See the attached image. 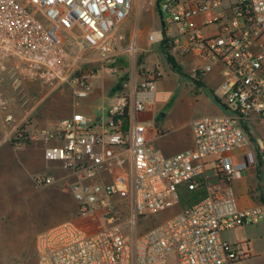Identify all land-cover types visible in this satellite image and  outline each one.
<instances>
[{
    "label": "built area",
    "instance_id": "built-area-1",
    "mask_svg": "<svg viewBox=\"0 0 264 264\" xmlns=\"http://www.w3.org/2000/svg\"><path fill=\"white\" fill-rule=\"evenodd\" d=\"M133 4L134 0H0V66L12 60L44 81L68 85L76 105L91 93L95 74L83 70L82 64L96 61L120 73L118 63L129 54L128 81L105 109L107 119L74 113L50 129H22L11 140L14 148L41 143L44 158L59 162L67 175L38 176L35 182L48 186L66 181L77 216L90 219L87 226L66 221L43 232L38 264L243 261L249 257V245L231 243L224 233L264 221V192L259 193L261 203L242 209L232 187L249 166L264 176V0L156 1L159 25L149 32V45L190 57L194 81L218 66L225 109L222 115L194 120L193 148L170 157L155 151L143 118L170 98L158 87L163 70L140 66L137 42L124 49L114 37ZM235 152L242 155L241 162H234ZM126 160L132 168L129 233L118 223L115 197L120 186L103 179ZM181 185L191 191L202 186L206 195L144 233H134L139 218L179 204Z\"/></svg>",
    "mask_w": 264,
    "mask_h": 264
},
{
    "label": "rangeland",
    "instance_id": "rangeland-1",
    "mask_svg": "<svg viewBox=\"0 0 264 264\" xmlns=\"http://www.w3.org/2000/svg\"><path fill=\"white\" fill-rule=\"evenodd\" d=\"M156 1L134 0L130 15L117 26L114 37L119 39L120 46L124 49L134 41L137 42V63L146 69H151L145 62L148 55H155V62L157 59L164 65L169 64L162 68L158 87L171 91L172 95L162 109L159 123L167 124V137L176 135L187 141L190 121L209 112L205 97L219 102L223 101V95L218 81L210 85H206L202 79L194 81L190 72L185 71L191 63L184 61L182 64L180 54L169 53L177 67L183 70L181 72L172 69L166 54L157 45H149L148 34L159 25ZM141 39L146 42L144 47ZM122 60L126 65L120 63V67L126 68L129 65V54H124ZM122 76V73H113L107 67L93 75L91 93L87 98L79 100L81 106L91 108L86 114L89 118L95 116L100 118L99 121L106 118L102 108L109 107L115 95L120 93L117 89L114 94L105 98L92 96L93 93L96 94L93 80L96 83V80L104 78L117 82V78ZM67 104L76 105L68 85L57 86L54 82L44 81L33 75L31 71H21L12 60L0 66V264H38V238L43 232L66 221L81 226H87L90 221L77 216L75 201L66 181L48 186H39L35 182L36 177L43 175L58 179L65 177L67 171L60 163L48 162L43 155L50 169L46 164V169L41 170L28 152V144L37 143H26L15 150L12 148L11 140L20 130L45 127L46 117L50 113L56 112L58 117H66L64 115L69 111ZM258 143L263 147L262 138ZM176 144L174 140L169 147L162 148L159 140L153 141L154 148L162 153L175 150ZM39 145L44 148L41 143ZM131 177L129 160H126L122 168L114 169L111 174H104L103 177L105 182H117L120 186V193L115 197L120 212L118 223L128 233L131 232L128 220L133 202ZM233 187L237 194L241 192L238 185L234 184ZM178 193L180 203L177 206L162 213L139 218L133 232L142 234L201 198L199 191H189L185 185L179 187ZM224 236L226 240L242 248L249 245L251 251L247 259L232 264H264V221L227 231Z\"/></svg>",
    "mask_w": 264,
    "mask_h": 264
},
{
    "label": "crops",
    "instance_id": "crops-1",
    "mask_svg": "<svg viewBox=\"0 0 264 264\" xmlns=\"http://www.w3.org/2000/svg\"><path fill=\"white\" fill-rule=\"evenodd\" d=\"M145 44H146L145 40L141 39L142 47H144ZM154 56L148 55L146 57V61H145V62H147L146 63L147 66H149L151 69H153L155 66H159L161 68H164L165 66L169 65V64L164 65L163 62H160V60H157L156 57H155V59H156V62H155V60L153 58ZM184 61L189 62V64L191 63L185 69V71H188L191 73L192 67H193L191 58L188 56H182L181 63L183 64ZM104 68H106V67H103L100 62H96V61L91 62V63L82 64L83 70L95 71V74L100 73L101 71L104 70ZM120 68L123 69V70H120L121 71L120 73H122L123 76L120 77L119 79L117 78V82H114L113 80H110V79H104V78L96 80V83H95V80H93L92 85L96 86V94L97 95L95 93H93L92 96L105 98L106 96H110L111 94H114L117 89L120 91L123 83L128 81V78L126 76V74H127L126 68H122V67H120ZM172 69L175 70L174 68H172ZM21 71H28V70L21 68ZM121 78H123L124 80L123 79L120 80ZM202 81L204 83H206V85H210L213 82L218 81V85H220L221 84V75H220L219 67L216 66L211 73L207 74L206 76H204L202 78ZM202 85L204 87V84H202ZM161 91L168 92L170 94V98H171V95H172L171 91H169V90H161ZM205 98H206L205 104L207 105L209 112L207 114H203L201 116H204V115H222L225 113V109L222 107L220 101L219 102H213L208 97H205ZM168 101L166 103L157 105L154 108H151L150 110H148L143 115V118L148 121V124L150 126V127H148V130H147V136L150 139V141L152 142V146H153V141H157V140H159L160 146L162 148L169 147V144H173L174 140L176 141L177 148L175 150L173 149L172 151H169L168 153H162L160 151H157L153 146V148L155 149L156 152H158V153H160L166 157H170V156H173L179 152L193 148L194 142H193V133H192V128H191V123L194 120H196L197 118L201 117V116H198V117H196L190 121V123H189L190 131H189V134L187 133L189 138H187L188 139L187 141H184L182 139V137H180V136L177 137L176 135H173L172 137L169 138V137H167L168 133H169V128H168L167 124L166 123H163V124L159 123V118L161 116L162 109L168 103ZM67 106H68L69 111L64 115L66 117H58L57 116L58 113H56V112L50 113V115H47L48 117H46V120H45L46 126L41 128V129H50L55 125V123L57 121L64 119V118H69L74 113H77V112L83 113V114L85 113V115H86L91 109L89 107L85 108L84 106H81L80 104H78V105L67 104ZM107 108L108 107H106V106L102 108V112L104 114H105V109H107ZM92 118L97 119V120L100 119V118L95 117V116ZM156 134L158 135L157 138H155ZM174 134H176V133H174ZM28 146H29L28 147L29 148V151H28L29 155L31 154L33 156L35 162L37 164H39V169H41V170L44 168L46 169L47 163L43 159L44 153H43L42 146L39 145V143L28 144ZM12 148L14 150L16 149L14 147H12ZM233 160H234V162H241L243 160V157L240 153L235 152L233 154ZM55 163H57V162H55ZM47 168L50 169V166L48 164H47ZM36 173H39V172H36ZM262 176H263V173L257 167L249 166L244 171L243 176L240 179H237V180L232 182V187L234 184H236V185H238V187H240V190L242 192V193L238 192V194H237V192H236L237 190H235V188L233 187L240 208H242V209L251 208V207L256 206L259 203H261L259 193H260V191L264 192V176L263 177ZM240 193H241V195H239ZM239 197H240V199H239ZM224 238H225V236H224Z\"/></svg>",
    "mask_w": 264,
    "mask_h": 264
},
{
    "label": "trees",
    "instance_id": "trees-1",
    "mask_svg": "<svg viewBox=\"0 0 264 264\" xmlns=\"http://www.w3.org/2000/svg\"><path fill=\"white\" fill-rule=\"evenodd\" d=\"M164 53L166 54L168 61L172 64V67H173L175 70L181 72L182 70H181L180 68L177 67V65H176V63H175V61H174V58H173L171 55H169V53H166V52H164ZM120 63H122V65H126V62L123 61L122 58L120 59V61H119V63H118V66H120ZM189 191H191V190H189ZM192 191H199V192H200V193H199V194H200L199 198H200V197H201V198L198 199L197 201L201 200V199L204 198L205 195H206V191H205L204 187H202V186H201L199 189H197V190H192ZM204 194H205V195H204ZM179 203H180V202H179Z\"/></svg>",
    "mask_w": 264,
    "mask_h": 264
}]
</instances>
